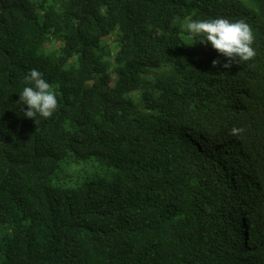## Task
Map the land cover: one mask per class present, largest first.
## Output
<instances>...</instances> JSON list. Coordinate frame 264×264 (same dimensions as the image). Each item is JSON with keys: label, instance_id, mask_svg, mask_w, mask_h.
<instances>
[{"label": "trees", "instance_id": "1", "mask_svg": "<svg viewBox=\"0 0 264 264\" xmlns=\"http://www.w3.org/2000/svg\"><path fill=\"white\" fill-rule=\"evenodd\" d=\"M219 17L253 60L185 45ZM0 264H264V0H0Z\"/></svg>", "mask_w": 264, "mask_h": 264}, {"label": "clouds", "instance_id": "2", "mask_svg": "<svg viewBox=\"0 0 264 264\" xmlns=\"http://www.w3.org/2000/svg\"><path fill=\"white\" fill-rule=\"evenodd\" d=\"M186 35H182L185 45L199 37V41L211 46L228 60L223 64L224 68H230L233 61L253 60L257 53L253 47L255 35L252 27L244 20L230 21L219 17L214 19L191 20L188 19L182 26ZM213 66L220 64L219 60H213ZM26 85L20 92L19 103L26 104L27 109L23 114L27 118H35L38 125L37 115L49 119L60 107L53 86L43 78V74L37 69H31L24 77ZM244 132L243 128L233 127L230 134L239 137Z\"/></svg>", "mask_w": 264, "mask_h": 264}]
</instances>
